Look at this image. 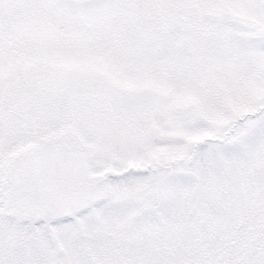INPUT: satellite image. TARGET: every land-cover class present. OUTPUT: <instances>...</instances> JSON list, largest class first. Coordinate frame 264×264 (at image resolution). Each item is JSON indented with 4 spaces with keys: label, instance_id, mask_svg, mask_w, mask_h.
<instances>
[{
    "label": "snow or ice",
    "instance_id": "snow-or-ice-1",
    "mask_svg": "<svg viewBox=\"0 0 264 264\" xmlns=\"http://www.w3.org/2000/svg\"><path fill=\"white\" fill-rule=\"evenodd\" d=\"M0 264H264V0H0Z\"/></svg>",
    "mask_w": 264,
    "mask_h": 264
}]
</instances>
